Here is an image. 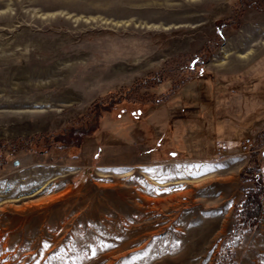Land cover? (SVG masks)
Instances as JSON below:
<instances>
[{
	"label": "rangeland",
	"instance_id": "rangeland-1",
	"mask_svg": "<svg viewBox=\"0 0 264 264\" xmlns=\"http://www.w3.org/2000/svg\"><path fill=\"white\" fill-rule=\"evenodd\" d=\"M263 134L264 0H0V264H264Z\"/></svg>",
	"mask_w": 264,
	"mask_h": 264
},
{
	"label": "trees",
	"instance_id": "trees-1",
	"mask_svg": "<svg viewBox=\"0 0 264 264\" xmlns=\"http://www.w3.org/2000/svg\"><path fill=\"white\" fill-rule=\"evenodd\" d=\"M173 90L174 88L170 89V91ZM158 101L159 100H157L156 102ZM131 102L134 103L135 101L133 100ZM136 102L138 104H141V100H138ZM103 112L106 113L107 111H101L100 115H102ZM262 144H264V140H262ZM252 162L253 165L247 166L245 168V171L243 172L245 177H249V181H251L252 187L246 189L244 198L236 209V222H234L232 232L226 239V242L220 250V256L231 253L229 250L230 247L236 246L239 243L242 235L251 229L253 223L258 220V217L261 214L262 202L264 198V169L258 167L257 161L255 159H252Z\"/></svg>",
	"mask_w": 264,
	"mask_h": 264
},
{
	"label": "bare ground",
	"instance_id": "bare-ground-1",
	"mask_svg": "<svg viewBox=\"0 0 264 264\" xmlns=\"http://www.w3.org/2000/svg\"><path fill=\"white\" fill-rule=\"evenodd\" d=\"M256 38H257V36H256ZM250 51V50H249ZM240 58L241 59H245V55H243V56H240ZM248 59V58H247ZM241 61H243V60H241ZM218 65H222V62L221 63H219Z\"/></svg>",
	"mask_w": 264,
	"mask_h": 264
},
{
	"label": "water",
	"instance_id": "water-1",
	"mask_svg": "<svg viewBox=\"0 0 264 264\" xmlns=\"http://www.w3.org/2000/svg\"><path fill=\"white\" fill-rule=\"evenodd\" d=\"M262 156L264 157V152H262ZM17 164H18V161H15L14 165H17Z\"/></svg>",
	"mask_w": 264,
	"mask_h": 264
}]
</instances>
